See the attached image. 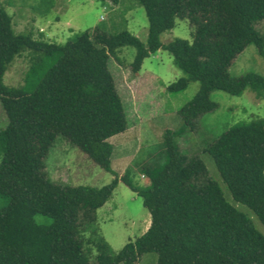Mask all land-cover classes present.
Here are the masks:
<instances>
[{
    "label": "trees",
    "instance_id": "obj_1",
    "mask_svg": "<svg viewBox=\"0 0 264 264\" xmlns=\"http://www.w3.org/2000/svg\"><path fill=\"white\" fill-rule=\"evenodd\" d=\"M101 1L116 6L120 0ZM137 1L149 21L146 43L107 26L65 45L35 40L15 33L12 17L0 6V101L8 119L0 129V264H137L148 253L156 254V264H264V234L227 200L204 160L183 154L177 141L218 109L210 99L214 92L239 97L250 90L264 100L263 74L228 72L250 45L264 57V0ZM178 19L189 20L192 42L177 38L163 44L160 36ZM125 47L136 50L129 65L133 74L163 49L185 75L169 91L200 85L179 112L182 128L164 131L161 161L141 168L145 186L134 181L131 170L112 169L109 140L129 122L109 62L119 60ZM25 51H31L32 65L24 86L7 87L4 75ZM58 136L113 174L112 181L102 187L54 183L45 159ZM203 152L214 159L233 200L264 224V121L230 126ZM120 182L142 198L151 222L113 252L93 226L96 211ZM89 230L96 237L86 240Z\"/></svg>",
    "mask_w": 264,
    "mask_h": 264
},
{
    "label": "rangeland",
    "instance_id": "obj_2",
    "mask_svg": "<svg viewBox=\"0 0 264 264\" xmlns=\"http://www.w3.org/2000/svg\"><path fill=\"white\" fill-rule=\"evenodd\" d=\"M0 6L12 17L15 33L31 34L33 39L47 43L65 45L95 26H107L114 34L128 30L143 43L148 38L149 21L145 9L137 0H120L116 6L101 0H0ZM260 28L264 32V22ZM177 38L192 42L193 27L188 19H178L172 30L160 36L163 44ZM30 52L25 51L16 57L8 67L3 78L7 87L24 86L26 74L32 65ZM135 53V48L125 47L118 54L119 60L111 58L109 62L129 122L125 132L113 136L109 141L114 147L112 169L119 174L131 170L134 181L139 186H145L148 181L141 168L161 161L164 131L182 128L179 112L196 96L200 85L191 82L183 92L169 91V86L185 75L175 65L171 53L163 49L145 59L140 72L133 74L129 65ZM228 72L235 77L248 72L264 75V57L256 46L250 45L232 61ZM210 99L218 105V109L203 116L196 130L180 136L178 144L183 154L204 160L209 174L220 184L227 200L246 214L264 234V224L259 217L233 200L222 182L214 159L203 152L208 142L217 139L230 126L264 121V100L258 99L250 90L239 97L217 91L211 94ZM7 124L8 119L0 101V129ZM45 163L54 183L102 187L114 177L63 136L57 137ZM150 222V214L142 198L120 182L110 199L96 211L93 231L107 241L113 252H118L125 244L145 233ZM84 237L88 240L96 236L89 230ZM92 253H96L93 248ZM137 264H156V254L143 255Z\"/></svg>",
    "mask_w": 264,
    "mask_h": 264
}]
</instances>
